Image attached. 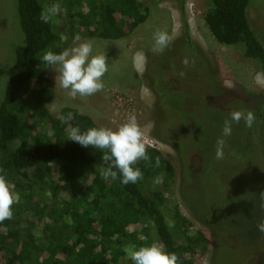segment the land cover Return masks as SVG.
Masks as SVG:
<instances>
[{
	"label": "trees",
	"instance_id": "obj_1",
	"mask_svg": "<svg viewBox=\"0 0 264 264\" xmlns=\"http://www.w3.org/2000/svg\"><path fill=\"white\" fill-rule=\"evenodd\" d=\"M63 1L70 39L78 34L119 40L147 17L142 12L144 0L87 1L83 12L74 10L82 6V0ZM256 2L206 0L204 22L218 44L239 49L245 59L258 65L264 77V44L247 15L250 6H258ZM42 10V0H16L23 42L15 48L0 106V169L19 192L20 201L12 206V219L0 222V231L7 228L5 235L0 232L4 264H132L125 248L154 242L175 253L178 264H195L207 240L177 208L173 211L175 227L166 220L164 193L170 188L173 169L162 153L147 147L152 162L137 161L143 179L135 184L104 180L99 172L103 153L68 141L73 126L82 130L98 127L94 121L67 107L61 109L59 118L47 111L54 89L47 77L49 66L41 58L46 50L60 52L62 48L61 36L52 23L40 20ZM181 13L190 76L208 78V64L190 38L182 2ZM156 157L159 167L155 166ZM157 176H163L164 182L154 185ZM30 219L52 223L45 225L43 235L35 237L27 228L33 226ZM21 222L28 226L19 228Z\"/></svg>",
	"mask_w": 264,
	"mask_h": 264
},
{
	"label": "rangeland",
	"instance_id": "obj_2",
	"mask_svg": "<svg viewBox=\"0 0 264 264\" xmlns=\"http://www.w3.org/2000/svg\"><path fill=\"white\" fill-rule=\"evenodd\" d=\"M87 1L101 2L82 0V6L74 10L86 11ZM181 2L190 38L201 60L208 64V78L203 74L198 79L190 76L191 71L183 63L189 53L182 42ZM257 2L258 6L248 8L247 15L264 44V0ZM56 3L62 12L52 27L61 36L63 50L73 43L66 32L65 2L42 0L44 9ZM142 7L146 20L122 39L81 37L92 42L93 54L107 57L105 87L92 96L73 98L56 83L55 70L49 69L47 77L54 98L46 109L54 118H59L62 108L75 109L98 127L110 128L134 115L146 145L156 147L173 166L176 162L172 149L160 139H168L167 131L179 132L181 154H189L198 170L192 175L187 173L184 179L182 174H175V181L164 193L166 220L175 227L173 211L177 208L192 228L205 236L207 245L195 264H264V232L257 228L264 221V77L260 68L245 59L239 49L218 44L210 35L204 22L206 0H144ZM157 31L171 37L163 50L155 45ZM22 42L16 0H0V106L13 69L15 48ZM163 83L178 85L181 90L176 95L166 92V104L157 110L154 102L159 97L153 91H159ZM204 94L207 98L203 99ZM189 107L192 118L187 117ZM232 111H252L256 121L251 128L243 121L233 124L232 135L224 137V158L217 160L216 142ZM186 118L192 120L195 129L180 133L179 127L192 126L186 124ZM30 220L32 227L25 222L17 226L27 227L35 237L43 235L42 229L52 223ZM0 232L5 235L7 228L2 227ZM1 253L2 247L0 264H4Z\"/></svg>",
	"mask_w": 264,
	"mask_h": 264
},
{
	"label": "clouds",
	"instance_id": "obj_3",
	"mask_svg": "<svg viewBox=\"0 0 264 264\" xmlns=\"http://www.w3.org/2000/svg\"><path fill=\"white\" fill-rule=\"evenodd\" d=\"M60 4H52L40 13V20L52 23L61 15ZM63 39V38H62ZM155 45L163 50L171 42V37L163 31L154 34ZM49 69L56 72V83L68 91L69 96L75 98L92 96L104 87L103 77L108 71V61L105 54H93V44L89 40H82L80 35L73 37L71 47L60 52L46 50L41 58ZM185 65L188 60L183 61ZM183 75V73H181ZM241 121L251 128L256 116L252 111H232L224 120L221 137L216 142L215 158H224L225 139L233 132V124ZM143 131L136 117L130 116L127 122L116 128L89 127L82 130L79 125L73 126L69 132V140L79 144L81 147L97 149L103 153V164L99 169L100 176L104 180L119 179L124 185L135 184L143 179V171L136 167L137 161H145L151 164L147 145L143 139ZM160 159L155 158V166L159 167ZM164 182L163 176L154 178V185ZM20 194L13 190L7 176L0 169V222L10 220L13 217L14 204L19 203ZM260 232H264V221L257 224ZM125 255L132 264H178V256L167 251L158 243H151L137 247L130 244L125 248Z\"/></svg>",
	"mask_w": 264,
	"mask_h": 264
},
{
	"label": "flooded vegetation",
	"instance_id": "obj_4",
	"mask_svg": "<svg viewBox=\"0 0 264 264\" xmlns=\"http://www.w3.org/2000/svg\"><path fill=\"white\" fill-rule=\"evenodd\" d=\"M173 88H177V89L173 90ZM159 89H160L159 91H153V93H155L156 95L158 94V97H159L158 101L154 102L155 107L157 108V110H158L159 106L166 104V98H167L166 92H169V94L176 95L181 90V88L179 90V86L178 85H167V84L165 85V83L161 84ZM155 90H157V89H155ZM202 98L204 99V98H207V97L204 94L202 96ZM186 113H187V117H189V118L191 117L192 118V113L190 111V107L188 108ZM185 121H186V124H191L192 125L191 126L192 129L187 127V126L184 129H180L181 127H179L180 133H181V131H183V133H185L187 131L191 132V131H193L195 129V125L192 122V120L186 118ZM157 125H158V123H157ZM157 129H159V126H157ZM178 133L175 134V132L167 131V133H165V136L168 137V139L167 138L163 139V138L159 137L158 135H156L157 138H161L160 140H162L168 147H170L172 149V152H173L172 154H173V156L175 158L174 162H176L175 163L176 164L175 166H177L176 168H175V166H173L174 164L170 163L168 161V159L165 158V156L161 152L163 157H164V159L171 165V167L173 169V177H172V180L170 182V186L173 184V181H175V174H177L178 176H179V174H182V177L184 179V177H186L187 173H191V175H192L193 172H196V170H198V169H196L193 166V163H194L193 160L194 159L191 156H189V154L187 155L185 153L187 157H185L184 155L181 154L180 146L177 143L179 141V140H177ZM147 147L151 148V149L158 150L156 147H153L152 145H147ZM190 169H192V171ZM199 171H200V169H199Z\"/></svg>",
	"mask_w": 264,
	"mask_h": 264
}]
</instances>
